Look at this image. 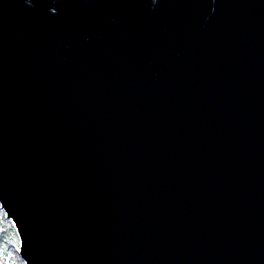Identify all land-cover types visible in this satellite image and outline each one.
<instances>
[{"label": "water", "instance_id": "obj_1", "mask_svg": "<svg viewBox=\"0 0 264 264\" xmlns=\"http://www.w3.org/2000/svg\"><path fill=\"white\" fill-rule=\"evenodd\" d=\"M0 208L24 264H264V0H0Z\"/></svg>", "mask_w": 264, "mask_h": 264}, {"label": "trees", "instance_id": "obj_2", "mask_svg": "<svg viewBox=\"0 0 264 264\" xmlns=\"http://www.w3.org/2000/svg\"><path fill=\"white\" fill-rule=\"evenodd\" d=\"M18 249L19 239L16 230L0 208V264H24Z\"/></svg>", "mask_w": 264, "mask_h": 264}]
</instances>
